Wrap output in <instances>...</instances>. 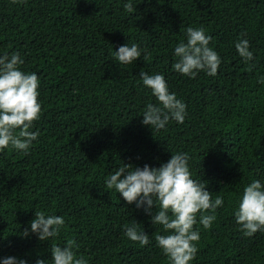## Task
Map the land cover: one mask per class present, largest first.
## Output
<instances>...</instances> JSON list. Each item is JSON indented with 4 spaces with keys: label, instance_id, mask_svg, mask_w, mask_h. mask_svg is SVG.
<instances>
[{
    "label": "trees",
    "instance_id": "1",
    "mask_svg": "<svg viewBox=\"0 0 264 264\" xmlns=\"http://www.w3.org/2000/svg\"><path fill=\"white\" fill-rule=\"evenodd\" d=\"M189 25L212 37L221 58L214 76L170 67ZM239 38L252 61L236 53ZM133 42L141 56L115 61L112 50ZM13 51L39 74L41 113L27 153L0 149V255L48 259L51 244L71 237L89 264H168L153 240L160 226L103 178L120 163L158 166L184 151L193 178L223 197L208 229L193 226L200 238L190 264H264V232L245 237L232 216L242 186L264 179V0H0V54ZM140 71L164 74L186 104L182 123L152 131L140 123L144 104L156 102ZM35 209L64 217L56 237L20 235ZM130 219L147 244L123 236Z\"/></svg>",
    "mask_w": 264,
    "mask_h": 264
},
{
    "label": "clouds",
    "instance_id": "2",
    "mask_svg": "<svg viewBox=\"0 0 264 264\" xmlns=\"http://www.w3.org/2000/svg\"><path fill=\"white\" fill-rule=\"evenodd\" d=\"M124 6L130 7L127 3ZM183 32V39L172 47L171 69L188 78L195 77L199 71L214 76L221 58L209 45L211 35L202 26L189 25ZM233 46L243 60L252 61L253 52L246 38L234 40ZM141 52L136 43H124L112 50V56L119 64L127 65L140 57ZM23 63L17 51L0 54V149L27 153L38 137V130H33L32 124L41 113L40 77L37 72L21 68ZM138 76L156 101L144 104L140 123L151 131L165 128L170 121L182 123L186 104L169 90L164 74L140 71ZM189 159L187 152L174 151L158 166L120 163L103 178L106 188L119 193L125 204L141 209L153 226H160L162 230L153 234V240L168 264H190L197 253L195 242L200 238L199 229L193 226L199 223L208 229L216 218V209L223 204L221 195L212 198L202 180L193 178ZM232 216L241 235L251 237L257 231L264 232V179H251L242 186ZM64 223L62 215L35 209L20 235L31 232L37 239L48 241L57 236ZM121 227L123 236L130 241L140 245L148 243L149 235L135 219ZM78 248L75 239L69 237L63 243L49 246L48 259L30 261L23 256L0 255V264H89L82 254H77Z\"/></svg>",
    "mask_w": 264,
    "mask_h": 264
}]
</instances>
